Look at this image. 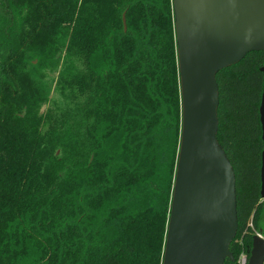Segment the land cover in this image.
<instances>
[{
  "label": "trees",
  "instance_id": "16d2710c",
  "mask_svg": "<svg viewBox=\"0 0 264 264\" xmlns=\"http://www.w3.org/2000/svg\"><path fill=\"white\" fill-rule=\"evenodd\" d=\"M263 65L216 73L234 262L264 224ZM180 122L172 0H0V264H161Z\"/></svg>",
  "mask_w": 264,
  "mask_h": 264
},
{
  "label": "water",
  "instance_id": "95a60500",
  "mask_svg": "<svg viewBox=\"0 0 264 264\" xmlns=\"http://www.w3.org/2000/svg\"><path fill=\"white\" fill-rule=\"evenodd\" d=\"M172 9L181 122L161 264H234L235 174L217 139L216 73L248 52H264V0H172ZM121 21L125 31V11ZM260 71L264 81V65ZM259 122L264 199V86ZM261 225L247 264H264Z\"/></svg>",
  "mask_w": 264,
  "mask_h": 264
},
{
  "label": "built area",
  "instance_id": "2783aa9c",
  "mask_svg": "<svg viewBox=\"0 0 264 264\" xmlns=\"http://www.w3.org/2000/svg\"><path fill=\"white\" fill-rule=\"evenodd\" d=\"M248 256L246 253L241 252L239 256L236 258L234 264H247Z\"/></svg>",
  "mask_w": 264,
  "mask_h": 264
}]
</instances>
